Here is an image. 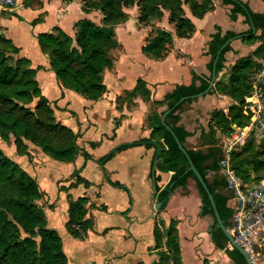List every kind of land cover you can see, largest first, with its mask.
<instances>
[{
    "label": "crops",
    "instance_id": "crops-1",
    "mask_svg": "<svg viewBox=\"0 0 264 264\" xmlns=\"http://www.w3.org/2000/svg\"><path fill=\"white\" fill-rule=\"evenodd\" d=\"M242 1H247L252 12L264 13V0ZM231 12L230 5L216 0L212 3V10L200 19L187 13L193 22V34L188 38L173 35L172 47L162 60H154L142 52L149 29H138L135 16L129 17L128 14L127 21L114 27L120 49L113 54L112 67L102 76L106 92L91 101L60 86L48 58L41 52L36 35L57 27L73 36L75 23L83 18L94 21L95 13L85 14L82 0H23L22 6L15 9L0 6V34L19 48L16 57L29 60L41 94L49 101L57 121L77 136L79 154L72 162L54 160L30 143H27V154L18 157L19 161H24V166L29 167L28 174L43 193L37 203L47 202L45 213L52 217V227L56 230L59 223L66 227L70 201L87 198L85 218L91 221L92 227L83 236H75L83 240L82 244L68 237L74 235L67 228L60 231L61 247L68 264H153L158 259L154 248V225L161 221L168 226L171 220L178 222L181 264H235L225 249L215 248L210 235L215 219L208 214L201 215V199L193 180L189 179L184 189L176 188L163 210L153 211L154 204L158 203L156 193L152 199L153 164L160 189L167 185L172 173L156 169L155 147L138 144L150 138L163 146L159 137L152 134L147 120L151 113L162 118L168 110L164 105L152 108L151 102L162 100L176 87L191 86L197 76L209 81L210 88L201 96L183 101L178 111V125L190 134L183 144L185 149L207 148L203 145L201 133L207 132L211 113L214 110L224 113L225 109L237 104V99L213 92L215 82L225 79L231 66L237 60L249 57L259 45L258 42L249 44L241 37L230 40V50L224 55V67L214 73L212 80L213 36L240 35L251 29V24L240 14L232 20ZM157 28L171 31L166 18L157 23ZM252 33L259 34V31L252 30ZM263 59L264 56L258 60L259 66ZM138 79L146 83L150 100L137 96L130 102L123 101L121 97L133 90ZM223 134L217 132V143ZM124 143L134 144L121 146L125 148L106 158L113 148ZM213 174L208 172L209 181L220 179ZM76 176L82 180L77 182ZM192 183L195 189H192ZM224 192L228 193L226 189ZM206 218L212 223L203 233L201 227ZM197 232L200 236L196 235ZM63 240L67 242L64 244ZM227 250H233L229 243ZM206 258L209 263L205 262Z\"/></svg>",
    "mask_w": 264,
    "mask_h": 264
},
{
    "label": "trees",
    "instance_id": "trees-1",
    "mask_svg": "<svg viewBox=\"0 0 264 264\" xmlns=\"http://www.w3.org/2000/svg\"><path fill=\"white\" fill-rule=\"evenodd\" d=\"M214 1L216 0H82L84 13L91 10L101 13L100 25L89 18H83L75 23L73 36L55 27L50 32L37 34L36 39L60 86L94 101L106 92L102 76L113 65L111 52L119 47L114 27L127 21L128 8L136 7L137 25L149 28L142 52L149 58L162 60L172 47L173 35L188 38L193 34V22L187 13L200 19L212 10ZM220 1L232 7V20L240 14L251 24V29L240 35L228 33L222 38L218 34L213 36L215 42L212 44L211 70L215 74L222 71L224 55L230 50V40L241 37L249 44L258 42L259 45L249 57L237 60L225 79L215 82L213 92L235 98L237 104L228 108L227 115L222 110L211 113L207 132L201 133L203 145L207 148L186 149V152L207 184L223 225L228 228L232 218V209L228 205L230 196L224 192L225 185L221 179L209 181L207 174L218 171L220 152L216 147L217 132L227 134L232 131V125L242 127L248 123V117L243 114V106L245 97L251 90L252 78L260 67L258 60L264 56V13L252 12L247 1ZM165 18L171 31L155 26L156 22ZM252 30L259 31V34L252 33ZM18 53L19 48L0 34V138L4 141L12 138L19 154H27V143H30L54 160L72 162L79 154L77 136L69 127L57 121L49 101L41 94L35 80V70L30 67L28 59L16 57ZM197 81L199 85H196ZM208 86L209 81L194 76L191 86L176 87L162 100L151 102L152 108L163 105L167 107L169 112L164 123L182 145L190 134L178 125V111L183 102L176 104L185 97L192 99ZM137 96L150 100L149 90L142 79H138L133 90L125 93L121 99L130 102ZM160 118V115L151 113L147 120L152 134H156L161 140V147H166V150L155 153L154 157L158 159L156 169L172 173L163 189L157 184L159 176H154L156 199L161 203L159 211L164 209L172 192L176 188H186L191 179L195 182L201 199V215L214 217L206 193L193 172L188 171L186 157L171 132L161 124ZM145 141L151 140L149 138ZM145 146L154 148L151 144ZM83 155L88 157L86 153ZM231 162L243 183L259 181L264 175V139L256 140L251 136L239 151L233 153ZM76 177L77 182L82 180L79 176ZM112 184L122 187L118 183ZM42 196L36 180L0 148V264H68L59 234L47 227L45 215L37 203ZM86 204V197L69 203L66 227L71 235L81 237V233H86L92 227L91 221L85 218ZM177 223L176 220H171L168 226L161 221L155 223L153 237L158 259L153 264H181ZM210 235L215 248L225 249L235 264H247L237 250H227L228 240L215 220Z\"/></svg>",
    "mask_w": 264,
    "mask_h": 264
},
{
    "label": "built area",
    "instance_id": "built-area-1",
    "mask_svg": "<svg viewBox=\"0 0 264 264\" xmlns=\"http://www.w3.org/2000/svg\"><path fill=\"white\" fill-rule=\"evenodd\" d=\"M22 4L23 0H0V6L8 9ZM224 114H228V109ZM243 114L248 117V123L242 127L232 125V131L223 134L216 144L220 155L218 171L213 175L217 174L224 182L230 196L228 205L232 209V218L228 230L234 242L248 256L250 264H264V179L260 177L257 182L243 183L231 162L233 153L239 151L251 136L256 140L264 139V59L252 78Z\"/></svg>",
    "mask_w": 264,
    "mask_h": 264
},
{
    "label": "water",
    "instance_id": "water-1",
    "mask_svg": "<svg viewBox=\"0 0 264 264\" xmlns=\"http://www.w3.org/2000/svg\"><path fill=\"white\" fill-rule=\"evenodd\" d=\"M214 78H215V74H214V71H213L212 80H214ZM209 88H210V86L208 87V89H209ZM206 91H207V90H206ZM204 93H205V92H202V93H200V94H198V95H196V96H201V95H203ZM185 100H187V97L180 99L179 102H178L176 105L182 103V102L185 101ZM168 112H169V110L166 111V112L163 114V116H162V118H161V124L164 125L165 128H166L168 131H170L171 134L174 136L172 130H171L168 126H166L165 123H164L165 116L167 115ZM174 138H175V141H176L177 146L179 147V149L181 150V152L184 154V156H185L186 159H187V162H188V165H189L188 171H192V172H193V174L195 175L197 181H198L199 184L202 186L204 192H205L206 195H207L208 201L210 202L211 208H212V210H213L214 219H215V221H216L218 227H219L220 230L223 232V234L225 235V237H226L227 240H228V243L231 244V246L233 247V249L237 250V251L241 254V256L243 257V259L246 261L247 264H250L249 259H248V256L245 254V252L242 250V248H241L237 243L234 242V239H233V237L231 236V233L229 232L228 228L225 227V226L223 225V222L221 221V219H220V217H219V214H218V212H217V209H216V206H215V203H214L213 196H212V194L210 193V191H209V189H208V187H207V184L205 183L204 179L202 178V176L200 175V173L197 171V169H196L195 166L193 165V163H192V161H191L189 155H188L187 152H186L185 147H184L182 144L179 143V141L177 140V138H176L175 136H174ZM133 144H134V143H124V144H121V145L116 146L115 148H113V149L107 154L106 158H108L112 153L116 152L121 146H129V145H133ZM138 144H140V145L151 144V145H153V146L156 148V152H157V153H159L160 151H162V150L165 149V147H161L160 144H159L158 142H153V141H141V142H139ZM106 158L103 159V160L100 162V165L103 164V162L106 160ZM154 171H155V164H153V167H152V177H151V180H152V192H153L152 199L155 198V193H156ZM261 179H264V175L261 176ZM160 206H161V203H156V204H154L153 211L158 210V209L160 208Z\"/></svg>",
    "mask_w": 264,
    "mask_h": 264
},
{
    "label": "rangeland",
    "instance_id": "rangeland-1",
    "mask_svg": "<svg viewBox=\"0 0 264 264\" xmlns=\"http://www.w3.org/2000/svg\"><path fill=\"white\" fill-rule=\"evenodd\" d=\"M82 4H83V2H82ZM126 12H127V14H129V17L130 16H135V19H136V16H137V13H138V11H137V8L136 7H131V8H128L127 10H126ZM92 13H95V16H94V21H95V23L96 24H101V18H102V15H101V13L99 12V11H96V10H91V11H89V12H87V13H85V14H87V15H89V14H92ZM155 26H157V22H156V24H155ZM137 28L138 29H145V28H143V27H139V25H137ZM146 29H149V28H147L146 27ZM120 49V47H118L115 51L113 50L112 51V57L114 56L113 54H116V52L118 51ZM113 59H115V57H113ZM0 148L4 151V153L9 157V158H11L13 161H15L16 163H18L20 166H21V168L23 169V170H25L27 173H30V169H29V167H27V166H24L25 165V163H23L22 161H19V159H18V157H23L24 155H26V154H19L17 151H16V147H15V144H14V142H13V139L11 138L9 141H4V140H2L1 138H0ZM34 159V158H33ZM35 160V159H34ZM35 161H37V160H35ZM216 177H219L217 174H216ZM67 177H65V179H66ZM212 178V177H211ZM192 189H195V186H194V184L192 183ZM51 195V194H50ZM46 204H47V202H45V200L44 201H41L40 203H39V205L41 206V208H42V211H43V213H44V215H45V217L47 218V227L48 228H53L52 227V217H49V214H47V213H45V208H46ZM106 221L108 220V217H106V218H104ZM104 220V221H105ZM212 223V220L210 219V218H206V221L203 223V227H201L202 228V230L201 231H203V233H206V231L208 230V227H209V224H211ZM59 226H58V229L56 230L55 228H53L54 230H56L57 231V233L59 234V236H61V233L62 232H60L61 230H62V228H67V227H65V224H62V223H59L58 224ZM60 229V230H59ZM63 235V234H62ZM196 235H198V236H200V232H197L196 233ZM71 240H73L75 243H77V244H82V241L83 240H81V239H79V238H77V237H75V236H68ZM67 242V240H63V243L65 244ZM185 260V259H184ZM205 262L206 263H209L210 262V260L209 259H205ZM188 264V263H187Z\"/></svg>",
    "mask_w": 264,
    "mask_h": 264
}]
</instances>
